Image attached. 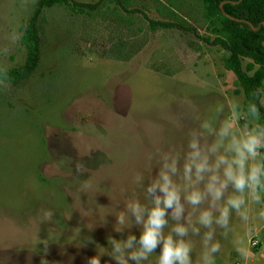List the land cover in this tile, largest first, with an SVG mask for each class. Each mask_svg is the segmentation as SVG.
I'll return each mask as SVG.
<instances>
[{
  "label": "rangeland",
  "instance_id": "rangeland-1",
  "mask_svg": "<svg viewBox=\"0 0 264 264\" xmlns=\"http://www.w3.org/2000/svg\"><path fill=\"white\" fill-rule=\"evenodd\" d=\"M36 1L0 0V66L23 60L19 40ZM123 4L151 19L178 23L185 18L199 35L209 34L200 0ZM116 8L122 15L118 22L104 7L93 15L63 5L45 8L46 20L38 21L40 65L17 85L0 80V264H41L42 257L48 264H70L59 246L76 250L73 264H88L94 255H100L101 264H117L102 253L109 235H140L135 225L116 232L115 214L124 211L127 199L145 202L143 187L133 178L151 175L155 161L149 154L158 147L185 146L189 129L198 126L196 116L218 127L231 102L242 109L243 92L224 68L219 45L175 25L151 30L141 11ZM120 38L132 45L121 56L109 54L108 47ZM248 61L243 59L244 67ZM218 105L224 106L219 117ZM77 162L85 172H76ZM46 212L53 213L50 220ZM232 223L235 234L242 235L235 214ZM221 231L217 228L215 237L222 245L217 264H245L231 236L225 240ZM193 240L195 262L201 247L199 238ZM246 244L247 264H264V222H257Z\"/></svg>",
  "mask_w": 264,
  "mask_h": 264
},
{
  "label": "clouds",
  "instance_id": "clouds-1",
  "mask_svg": "<svg viewBox=\"0 0 264 264\" xmlns=\"http://www.w3.org/2000/svg\"><path fill=\"white\" fill-rule=\"evenodd\" d=\"M250 95L259 100V106L250 100L241 109L239 103L231 102L229 114L219 120L218 127L212 119L196 116L198 126L189 129L185 146L158 147L149 154V161H155L151 175L145 179L136 173L133 178L143 187L145 202L127 199L124 211L115 214L116 232L135 225L140 235L137 238L129 232L126 239L109 235L108 250L102 254L117 264H217L216 255L222 247L215 238L219 228L225 240L231 236L233 249L247 264L251 253L246 239L255 236L257 222H264V122L260 120L264 87ZM223 113L224 106L218 105L215 115ZM75 167L77 173L86 171L80 162ZM154 168L158 169L155 175ZM233 214L242 235L235 234ZM44 215L50 220L53 213ZM193 238H199L201 247L195 262ZM153 254L154 260L150 259ZM41 264L48 262L42 257ZM88 264H101L100 255L88 258Z\"/></svg>",
  "mask_w": 264,
  "mask_h": 264
},
{
  "label": "trees",
  "instance_id": "trees-1",
  "mask_svg": "<svg viewBox=\"0 0 264 264\" xmlns=\"http://www.w3.org/2000/svg\"><path fill=\"white\" fill-rule=\"evenodd\" d=\"M123 1L129 0H37L32 14L27 19L20 44L24 49V58L21 62L10 67L0 66V80L17 85L25 80L40 65L42 55L43 28L38 23L41 19L45 21L43 11L53 5H63L72 12H85L89 15L102 13L104 9H112L115 15L112 20L120 21L122 18L117 13V5H122L125 11L135 12L139 9H127ZM204 9L202 16L205 20V28L209 34L202 36L197 33L195 26L188 23L185 18L181 22L151 19L144 12L149 29L155 30L158 27L178 26L186 32L202 38L206 43L219 45L222 49L221 59L226 70L231 71L234 76V83L239 87L237 90L243 92L242 109H245L250 100L259 106V100L251 97V92L261 87L264 81V0H200ZM108 2H113L109 6ZM104 7V9H103ZM113 12V13H114ZM172 12V11H171ZM177 16V13H174ZM125 22H129L125 18ZM257 26H259L257 28ZM132 44L120 38L117 43L108 47V53L114 56H121V52ZM248 58L246 66H243V59ZM261 122H264V107H261ZM66 258H71L70 264L77 263L72 259L73 249L67 250L62 246Z\"/></svg>",
  "mask_w": 264,
  "mask_h": 264
},
{
  "label": "built area",
  "instance_id": "built-area-1",
  "mask_svg": "<svg viewBox=\"0 0 264 264\" xmlns=\"http://www.w3.org/2000/svg\"><path fill=\"white\" fill-rule=\"evenodd\" d=\"M257 241H253V244H255Z\"/></svg>",
  "mask_w": 264,
  "mask_h": 264
},
{
  "label": "water",
  "instance_id": "water-1",
  "mask_svg": "<svg viewBox=\"0 0 264 264\" xmlns=\"http://www.w3.org/2000/svg\"><path fill=\"white\" fill-rule=\"evenodd\" d=\"M259 26H257V28H258Z\"/></svg>",
  "mask_w": 264,
  "mask_h": 264
}]
</instances>
